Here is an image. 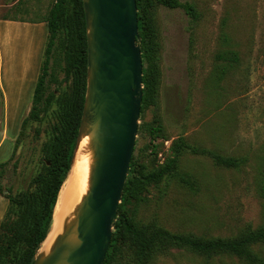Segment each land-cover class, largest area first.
I'll return each instance as SVG.
<instances>
[{"label": "rangeland", "instance_id": "rangeland-1", "mask_svg": "<svg viewBox=\"0 0 264 264\" xmlns=\"http://www.w3.org/2000/svg\"><path fill=\"white\" fill-rule=\"evenodd\" d=\"M179 1L191 4L195 15L160 3L151 9L157 43L154 92L150 102L142 105L141 100L132 154L144 172L156 170L172 157L170 145L180 138L188 146L233 157L238 165L221 166L207 154L183 148L175 167L147 186L136 207L128 209L139 223L173 233L233 238L264 226V0ZM52 2L0 0V162H6L0 177V221L9 190L34 188L53 126L72 90L74 75L64 78V46L57 47L45 93L53 94L52 101L42 119L29 121L19 136L31 107L47 30L43 24L42 32L21 27L9 38L6 32L15 26L11 20L42 24ZM149 68L144 58L142 75ZM152 127H159L157 156ZM255 249L264 251V243ZM129 260V248L121 243L111 264ZM156 264L246 263L228 254L206 258L172 249L157 256Z\"/></svg>", "mask_w": 264, "mask_h": 264}, {"label": "trees", "instance_id": "trees-1", "mask_svg": "<svg viewBox=\"0 0 264 264\" xmlns=\"http://www.w3.org/2000/svg\"><path fill=\"white\" fill-rule=\"evenodd\" d=\"M156 3L169 8L183 7L188 14L195 15L191 4L181 3L179 0H136L138 20L136 42L140 44L142 61L147 58L150 62L149 72L142 75V83L147 85L142 92V105L150 102L149 97L154 92L152 78L156 71L153 66V53L157 43L153 37L151 9ZM43 22L47 34L42 59L32 93L31 107L21 121L19 136L23 135L29 121L42 119L52 101L53 94L45 93L52 79L49 78L50 61L57 47L64 46V78L73 74V85L71 93L65 99L61 116L53 126L52 141L46 146L44 168L34 178V188L13 193L9 190L5 195L7 206L0 221V264H29L40 246L42 248L41 243L51 223L53 225L54 222L59 193L68 179L66 177L71 166L82 114L87 70L86 28L82 0H53ZM158 132L159 127L150 129L155 156L159 154L158 145L154 143L159 137ZM19 139L18 137L14 148L17 147ZM170 147L173 152L172 157L156 170L149 172L142 170L143 166L132 154L111 239L102 264L112 263L121 243L129 248L128 264H156L157 256H165L172 249H185L206 258L228 254L241 259L246 264H264V251L255 249V246L264 243V226L233 238H204L193 234L173 233L158 225L142 224L130 215L128 206L136 207L145 188L159 182L164 174L175 167L178 154L183 148H190L193 153L207 154L221 166L238 165V160L233 157L188 146L180 138ZM5 163L0 162V177Z\"/></svg>", "mask_w": 264, "mask_h": 264}, {"label": "water", "instance_id": "water-1", "mask_svg": "<svg viewBox=\"0 0 264 264\" xmlns=\"http://www.w3.org/2000/svg\"><path fill=\"white\" fill-rule=\"evenodd\" d=\"M82 4L86 88L66 179L77 161L87 157V187L49 250L40 246L29 264H102L137 136L143 86L136 0ZM85 136L88 143L81 147ZM52 228L51 223L46 237Z\"/></svg>", "mask_w": 264, "mask_h": 264}, {"label": "bare ground", "instance_id": "bare-ground-1", "mask_svg": "<svg viewBox=\"0 0 264 264\" xmlns=\"http://www.w3.org/2000/svg\"><path fill=\"white\" fill-rule=\"evenodd\" d=\"M88 143V136H85L81 141V147H85ZM88 179V162L87 157L77 161L74 169L68 177L66 183L59 193L57 207L55 208V217L53 228L49 235L42 243V251L47 252L57 233L62 230V225L65 217L71 213L74 206L80 200L82 194L87 187Z\"/></svg>", "mask_w": 264, "mask_h": 264}, {"label": "crops", "instance_id": "crops-1", "mask_svg": "<svg viewBox=\"0 0 264 264\" xmlns=\"http://www.w3.org/2000/svg\"><path fill=\"white\" fill-rule=\"evenodd\" d=\"M10 22H12L15 26H10V29H8V31L6 32V36L9 38L12 31L16 30V29H19L21 27H24L25 29H27L28 31L31 30V31H35V32H39L41 31L42 32V25L45 24V22H42V24L40 23L39 25L35 24V25H32V26H26L25 23L27 22H16V21H13L11 20ZM25 25V26H24ZM37 25V26H36ZM4 28L3 25L0 23V30ZM10 40L8 41V43L6 44V47H5V50L7 49V46L10 45ZM8 50V49H7ZM6 50V51H7ZM36 82V81H35ZM7 206V205H6ZM6 209V208H5ZM5 212V211H4Z\"/></svg>", "mask_w": 264, "mask_h": 264}]
</instances>
